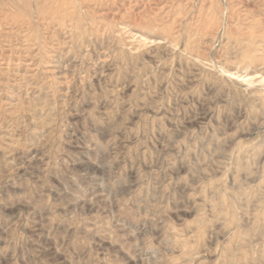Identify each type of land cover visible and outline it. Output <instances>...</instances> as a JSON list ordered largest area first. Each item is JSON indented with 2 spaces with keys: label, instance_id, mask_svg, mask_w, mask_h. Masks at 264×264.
Segmentation results:
<instances>
[{
  "label": "rangeland",
  "instance_id": "rangeland-1",
  "mask_svg": "<svg viewBox=\"0 0 264 264\" xmlns=\"http://www.w3.org/2000/svg\"><path fill=\"white\" fill-rule=\"evenodd\" d=\"M0 264H264V0H0Z\"/></svg>",
  "mask_w": 264,
  "mask_h": 264
},
{
  "label": "bare ground",
  "instance_id": "bare-ground-1",
  "mask_svg": "<svg viewBox=\"0 0 264 264\" xmlns=\"http://www.w3.org/2000/svg\"><path fill=\"white\" fill-rule=\"evenodd\" d=\"M250 81H252V80H250Z\"/></svg>",
  "mask_w": 264,
  "mask_h": 264
}]
</instances>
